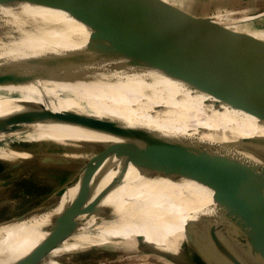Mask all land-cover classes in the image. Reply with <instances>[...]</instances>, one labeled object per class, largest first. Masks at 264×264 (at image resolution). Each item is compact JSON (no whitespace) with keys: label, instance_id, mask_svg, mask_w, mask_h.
I'll use <instances>...</instances> for the list:
<instances>
[{"label":"water","instance_id":"obj_1","mask_svg":"<svg viewBox=\"0 0 264 264\" xmlns=\"http://www.w3.org/2000/svg\"><path fill=\"white\" fill-rule=\"evenodd\" d=\"M208 18L215 19L162 18L149 11L142 0H0V22L27 25L49 40L80 43L108 68L132 75L161 95L216 145L226 167L223 179L203 157L160 137L136 136L117 125L33 102L19 104L77 129L89 139L84 141L114 155L117 164L111 173L144 171L170 184L191 205L182 233L192 248V260L185 249L175 255L152 249L144 234L138 236L142 250L175 264H264V46L245 42L236 31H224L225 24L220 22L192 28L198 29L197 34L206 32L205 40L190 32L191 28L176 24ZM16 62L20 64L19 59ZM28 70L34 75L44 72L36 65ZM16 146L10 149L37 157L23 161L8 156L12 168L44 167V177L48 175L51 183L53 167L62 161L55 159L53 149ZM68 159L64 166L56 167L66 169L64 176L75 157ZM86 164L96 167L95 159ZM75 179L76 175L62 184L55 198ZM0 183L8 186L12 182L1 177ZM243 193L251 200L247 210L240 206ZM256 205L261 229L250 224ZM64 239L68 238L48 243L50 249ZM44 244L45 240H40L35 248L38 257Z\"/></svg>","mask_w":264,"mask_h":264},{"label":"bare ground","instance_id":"obj_2","mask_svg":"<svg viewBox=\"0 0 264 264\" xmlns=\"http://www.w3.org/2000/svg\"><path fill=\"white\" fill-rule=\"evenodd\" d=\"M213 22L177 25L201 27ZM31 65L42 66L44 72L32 74L28 70ZM112 69L78 42L49 40L27 25L0 22V142L6 137L24 139L43 134L87 139L71 126L19 106L33 102L117 125L136 136L160 137L197 153L224 178L225 164L208 134L140 80ZM5 150L10 149L0 143V152ZM103 154L95 159V168L80 165L75 182L59 199L52 197L49 209L34 208L22 218L16 216L0 224V264H29L38 258L35 248L40 240L51 243L73 237L88 226L104 228L95 237L98 240L120 237L128 244L130 239L132 247L137 245V238L130 236L134 232L160 241V233L146 230L152 225L167 224L170 238L175 231L179 232L176 238L182 233L191 206L184 197L164 180L144 171L111 173L117 159L106 151ZM35 167L24 168L22 173ZM250 205L248 194L243 193L240 206L247 210ZM257 213L256 205L250 224L261 229Z\"/></svg>","mask_w":264,"mask_h":264},{"label":"rangeland","instance_id":"obj_3","mask_svg":"<svg viewBox=\"0 0 264 264\" xmlns=\"http://www.w3.org/2000/svg\"><path fill=\"white\" fill-rule=\"evenodd\" d=\"M231 25H225L224 31H235L236 29L233 26H235L236 23ZM189 31L195 34L198 33V29L191 28ZM224 31L220 30L221 33ZM205 38L206 36H204L202 40H205ZM251 61H247L248 64L251 63ZM5 139L0 143L7 148L9 147L8 149H15L14 147H17L16 144L20 146L28 145L42 147V149L46 151H49L48 149L52 148L53 150L51 152L56 153L54 155L55 159H62L60 163L58 162L61 166H64L63 163L66 156V160L68 161H70L68 157L71 156L75 157V160L73 161V164L71 163L66 176H64L65 174H62L66 169L63 170L58 168L59 170H62L59 171L56 168L57 166L59 167V165H55L52 171L54 177L52 178L51 183H49L47 180L48 175H45L44 177V172L42 171V169L45 170L44 167L38 169V171L31 170L22 173L24 168H12L13 162L7 159L8 156H17L22 157L24 159H22L23 161H27L30 160V158H36L37 155L35 156L33 153L29 154L28 152L14 155L15 151L12 152L10 151L11 149L9 151L5 150L0 152V178L5 177V179L8 178L12 182L8 186L0 184V224L11 220L16 216V218L21 217L34 208H39L50 203L52 197H55L54 192L56 189L77 174L80 165H82L81 163H90L93 159L101 157L104 153L99 146L91 144L87 140L84 141L83 138L81 139L71 134H43L34 136V138L16 139L13 137H6ZM77 148L79 152L73 153L72 151ZM70 150L71 153H68L67 151L70 152ZM37 168L38 167H35L33 170H36ZM4 169L5 172L3 176H1V172H3ZM57 172H60L61 174L56 175L55 173ZM55 199L57 200V198H54V200ZM165 225L167 226V224H164V226L152 225L151 227H147L148 229L146 230L149 231V233L151 231L153 233H160L159 242L144 234L146 240L152 243L149 244V247L155 250L167 251L174 255L176 252L184 249L185 252L187 251V253L193 254L192 248L189 247L188 240L184 238V234L180 233L176 238L175 235H178L179 232L174 230L176 233L173 232L172 236L174 235L173 237L175 238H170ZM103 230L104 228L95 229L93 226H88L83 233L61 240L60 243H58V247L52 251V253H50L51 246L48 243L44 244L39 250V257L35 260L36 262L33 261L31 264H175L165 256H161L155 252L142 250L138 242V232H134L130 235L132 239L137 238V245L132 247L133 240L130 239L128 240V244L124 241L125 238L120 237L115 240L113 239L114 241H101L96 239L95 237L99 236L98 233ZM92 245L100 246L93 248ZM44 255L49 256L45 259ZM184 257L186 258L185 255ZM188 259L192 260L191 254L188 256Z\"/></svg>","mask_w":264,"mask_h":264},{"label":"crops","instance_id":"obj_4","mask_svg":"<svg viewBox=\"0 0 264 264\" xmlns=\"http://www.w3.org/2000/svg\"><path fill=\"white\" fill-rule=\"evenodd\" d=\"M142 3L149 11L166 19L215 18L180 21L176 23L178 25L205 20H213L212 24L217 22L226 25L236 23L233 27H235V31L242 36L245 42H256L264 46V0H142ZM179 27L185 29L200 28ZM196 36L202 39L204 36L207 37L208 34L201 31ZM92 246L99 247L100 245ZM57 247L58 245L50 249V253Z\"/></svg>","mask_w":264,"mask_h":264},{"label":"flooded vegetation","instance_id":"obj_5","mask_svg":"<svg viewBox=\"0 0 264 264\" xmlns=\"http://www.w3.org/2000/svg\"><path fill=\"white\" fill-rule=\"evenodd\" d=\"M16 145H18V144H16ZM6 169V168H5ZM5 169H4V171L3 172H1V176H3V174H4V172H5Z\"/></svg>","mask_w":264,"mask_h":264},{"label":"built area","instance_id":"obj_6","mask_svg":"<svg viewBox=\"0 0 264 264\" xmlns=\"http://www.w3.org/2000/svg\"><path fill=\"white\" fill-rule=\"evenodd\" d=\"M226 25V24H225Z\"/></svg>","mask_w":264,"mask_h":264}]
</instances>
